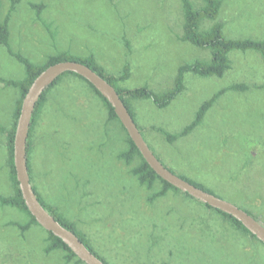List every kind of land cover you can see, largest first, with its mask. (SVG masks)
Here are the masks:
<instances>
[{
    "label": "rangeland",
    "instance_id": "rangeland-1",
    "mask_svg": "<svg viewBox=\"0 0 264 264\" xmlns=\"http://www.w3.org/2000/svg\"><path fill=\"white\" fill-rule=\"evenodd\" d=\"M9 18L12 49L38 65L67 50L93 54L118 75L129 63L125 89L173 87L180 66L209 60L208 51L181 40L180 0H0ZM196 7L202 0H191ZM220 20L230 38L264 40V0H222ZM31 4H42V20ZM224 77L187 74L185 91L165 109L131 100L154 154L177 175L254 214L264 224V58L236 51ZM0 76L20 80L24 67L0 45ZM232 85L190 135L168 143L158 129L176 134L203 102ZM19 92L0 85V123L10 129ZM7 133H0V196L15 193ZM128 149L119 121L81 79L66 76L47 95L33 132L32 185L48 205L76 224L108 264H264V245L235 229L196 199L173 190L154 203L160 182L142 187L118 155ZM27 215L0 204V264L67 263L61 250L45 252L48 234L13 226Z\"/></svg>",
    "mask_w": 264,
    "mask_h": 264
},
{
    "label": "trees",
    "instance_id": "trees-1",
    "mask_svg": "<svg viewBox=\"0 0 264 264\" xmlns=\"http://www.w3.org/2000/svg\"><path fill=\"white\" fill-rule=\"evenodd\" d=\"M12 1V8L11 11L15 9L16 4L19 0H11ZM183 6V28H182V36L181 40L184 42H188L191 45L199 48L201 50L208 51L210 54L209 60H196L192 63L184 64L179 67L177 75L175 77V81L173 87L166 92L159 93L147 86L137 87L134 89H125L123 88L120 83H124L131 77V66L129 63H126L123 66L122 71L118 75L108 73L105 68L100 65L96 59V57L91 54L85 57L77 56L72 54L67 50H63L58 52L55 55L48 57L47 62L44 65H38L32 62L29 58L23 56L20 53L15 52L11 45H10V27H9V18L5 20L1 17V2H0V45L5 47L8 53L17 59L19 63H21L24 67L25 76L23 79L20 80H13L7 79L0 76V85L4 88H15L19 92V98L16 103V110L14 113L13 124L10 129H6L0 123V133H7L8 136V153H9V168H10V175L11 179L15 188V193L12 196L4 197L0 196V204L1 206H7L11 208H15L20 212L27 215V220L24 222H12L11 224L21 230L22 233L28 231L32 226L38 225L35 218L31 215L28 211L25 202L23 200L19 183L16 178V172L13 164V143H14V133L15 128L18 120V116L20 113L21 104L23 98L25 97L28 89L30 88L31 84L37 78V76L47 69L49 66L54 65L59 62L64 61H72L78 62L83 65L88 66L93 71H95L99 76L104 78L108 83H110L115 90L120 95L123 103L129 110L131 116L136 121V115L133 110V106L131 100H143V101H151L158 109H165L171 105V103L177 99V97L185 91V79L187 74H194L196 76L202 78H222L224 77L225 73L231 68V58L230 55L233 52L240 51V52H248L253 51L259 53L264 58V40H254L250 38H230L227 37L224 33V23L220 20L221 10L223 7L222 0H202V6L196 7L191 2V0H180ZM32 8L36 9L37 18L42 20L41 13L44 8L42 4H31ZM75 76L85 83L93 90L95 95L99 97L103 103V105L108 110V116L110 120L119 121L114 108L111 104L95 89V87L90 84L87 80L82 78L81 76L68 72L62 75L59 79H57L51 86H49L45 92L41 95L40 99L38 100L35 110L33 112V116L31 119L30 129H29V137L27 141V166L32 182V168L30 164V151L32 146V137L33 132L37 123L38 115L45 105L47 101V95L56 87L64 77L66 76ZM264 88V85L262 86ZM247 90L248 87L244 85H232L228 89H224L213 95L210 99L206 100L202 103L195 114L194 120L187 125L181 132L176 134H171L164 129H158L157 131L164 135L166 141L168 143H173L180 138L186 137L190 135L193 131H195L198 127H200L207 115V113L211 110V108L215 105V103L221 98L226 91L229 90ZM120 122V121H119ZM121 127L125 131L127 135V143L128 149L122 151L118 158L123 160L127 166H131L132 163L139 158L140 163L135 165L130 169L131 174L135 176L142 187L151 190L157 182H160L163 188L156 193L152 194L148 201L150 203H154L155 200L158 198L164 197L168 191L173 190L178 193L184 194L186 197L190 198L186 193H183L170 185L169 183L162 180L146 163L142 155L140 154L139 150L133 143V141L128 136L126 130L120 123ZM138 125V123H137ZM141 133L142 128L138 125ZM143 135V134H142ZM150 147V146H149ZM152 150V149H151ZM169 169V168H168ZM171 170V169H170ZM174 172L173 170H171ZM175 173V172H174ZM176 174V173H175ZM181 178L187 180L188 182L196 185L197 187L213 193L209 190L205 185L190 179L186 176H181ZM36 195L40 201V203L44 206V208L57 220L59 221L66 229L75 233L79 239L87 246V248L93 252L97 257H99L102 261L106 264V260H104L101 256H99L96 251L91 246L87 237L78 230L75 223L68 221L61 213L57 211L56 208L48 205L45 201L40 197L37 193L36 188L33 186ZM214 194V193H213ZM192 198V197H191ZM190 198V199H191ZM193 199V198H192ZM205 205V204H204ZM208 209L213 210L214 212L218 213L223 219L228 221L235 229L238 231L249 235L251 238L258 240L254 235H252L243 225L241 222L233 218L232 216L225 214L219 210L209 207L205 205ZM243 209V208H242ZM250 215H252L256 220L258 218L252 214L250 211L244 209ZM48 239H47V247L45 248V252L48 254L53 251L61 250L65 253V261L67 263H71L75 261L77 264H84L81 260H79L76 255L71 251V249L58 237L54 236L52 233L47 232ZM259 241V240H258ZM262 243V242H261ZM263 244V243H262ZM264 245V244H263Z\"/></svg>",
    "mask_w": 264,
    "mask_h": 264
},
{
    "label": "water",
    "instance_id": "water-1",
    "mask_svg": "<svg viewBox=\"0 0 264 264\" xmlns=\"http://www.w3.org/2000/svg\"><path fill=\"white\" fill-rule=\"evenodd\" d=\"M68 72L87 80L111 104L120 123L146 163L162 180L201 203L232 216L264 244V224L241 207L197 187L168 169L145 141L136 121L115 88L88 66L72 61L51 65L37 76L23 98L15 128L13 164L16 178L25 205L39 226L61 239L84 264H106L91 252L75 233L66 229L44 208L33 188L27 166V141L36 104L45 90Z\"/></svg>",
    "mask_w": 264,
    "mask_h": 264
}]
</instances>
